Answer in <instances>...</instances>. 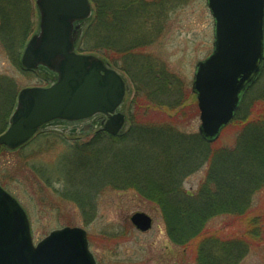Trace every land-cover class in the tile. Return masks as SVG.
Here are the masks:
<instances>
[{
    "label": "rangeland",
    "instance_id": "rangeland-1",
    "mask_svg": "<svg viewBox=\"0 0 264 264\" xmlns=\"http://www.w3.org/2000/svg\"><path fill=\"white\" fill-rule=\"evenodd\" d=\"M35 1L0 0V13L3 11L8 15L4 20L0 14V136L9 127L19 93L26 88L47 86L53 78L44 71L26 72L21 66L28 42L40 31V17ZM172 1L174 4L171 2L173 8L170 18L158 25L165 27L162 37L157 38L151 30V45L143 53L136 55H143L149 59L147 61L154 64L156 68L150 73L155 71L159 78L165 75L175 77V84H172L167 99V104H173L175 109L162 108L156 111L153 106L157 105V101L151 100V95L146 93L151 89L146 87L144 91L136 83L134 87L126 73L115 67V62L95 54L109 68L118 71L127 83L128 93L120 109L128 118L125 132L130 128V105L135 98L136 124L147 121L153 123V126L158 123L160 125L156 126L168 129L173 127L178 133L199 134L200 111L192 86L197 64L213 52L214 20L206 0ZM9 2L13 4L8 5ZM92 20L83 28L82 40L87 36ZM8 24L14 27L23 24L22 28L27 27V30L20 33L23 29L19 28L18 39L14 37L8 41L2 35ZM145 25L135 20V26L141 30ZM145 29L144 33H149L147 27ZM83 45L80 42L78 48L83 49ZM92 47L87 45L88 49ZM256 85L254 92L251 91L253 93L249 95L250 98L262 89V83ZM100 119L102 116L86 123H54L44 128L25 150L14 154L0 152V186L14 197L25 212L34 243L38 245L56 231L81 228L87 233L90 251L97 264H197L190 244L186 249L171 241L164 210L158 204L160 201L154 200L150 195L141 196L132 188H109L99 191L94 181L92 196L88 195L86 190H80L79 193V196L90 202L89 211L68 200L72 194V181L66 177L64 167H74L76 143H88L97 131L102 129ZM87 123L94 124L95 127L92 131L82 133ZM61 127H65L64 130H61ZM236 132L235 125L231 122L213 148L232 147ZM100 142L103 148H108L109 145L110 148L117 146L106 140ZM119 150L122 149L119 147ZM183 155L174 154L179 158ZM208 174L209 166L204 165L184 177L180 181L182 191L198 193ZM136 213L151 216L153 228L149 232L140 233L134 228L130 220ZM258 218L264 220V191L253 197L251 208L245 217L222 215L211 218L207 221L202 235L205 239L216 237L226 243L235 239L244 240L245 235L249 233L250 222ZM259 233L264 238L263 229ZM249 245L250 249L240 264H264V239L261 243L252 239Z\"/></svg>",
    "mask_w": 264,
    "mask_h": 264
},
{
    "label": "trees",
    "instance_id": "trees-1",
    "mask_svg": "<svg viewBox=\"0 0 264 264\" xmlns=\"http://www.w3.org/2000/svg\"><path fill=\"white\" fill-rule=\"evenodd\" d=\"M91 1L96 17L81 42L84 44L81 52L99 54L112 60L116 68L126 73L134 87L136 83L143 90L146 87L151 89L146 93L151 95V100L157 101L153 106L156 111L175 109L173 104H167L175 77L165 75L159 78L155 71L150 73L156 68L154 64L143 55H136L151 45V30L157 38L162 37L165 27L158 25L170 18L171 2L174 1ZM1 12L2 18L7 19V13ZM135 20L146 24L142 30L135 26ZM22 25L14 27L8 24L3 30V38L8 41L14 37L18 39ZM146 27L147 34L144 33ZM26 30L27 27L20 33ZM87 45L93 47L88 49ZM260 83L262 89L251 98L249 95L257 85L250 90L232 121L237 130L234 145L220 149L213 148L215 144L206 143L198 134L178 133L173 127L156 126L160 125L158 123L153 126L147 121L136 124L134 98L130 105L131 121L127 133L112 137L101 132L88 143H76L74 146L77 152L74 167H64L66 177L72 181V194L68 200L89 211L90 202L79 193L86 190L92 196L95 189L92 182L97 183L99 191L132 188L141 196L150 195L160 201L158 204L164 210L169 238L181 248L187 249L190 244L197 264H240L250 249L249 241H263L259 232L261 229L264 232V220L254 219L245 239H235L231 243L216 237L205 239L202 231L207 221L216 216L245 217L253 197L264 191V73L258 86ZM100 138L117 146L111 144L115 147L103 148ZM1 151L7 152L0 147ZM179 153L184 154L183 157L174 156ZM204 165L209 166V174L199 192H183L180 181Z\"/></svg>",
    "mask_w": 264,
    "mask_h": 264
},
{
    "label": "water",
    "instance_id": "water-1",
    "mask_svg": "<svg viewBox=\"0 0 264 264\" xmlns=\"http://www.w3.org/2000/svg\"><path fill=\"white\" fill-rule=\"evenodd\" d=\"M215 20L213 54L197 66L194 92L201 111L203 138L213 143L239 109L264 66V0H207ZM41 33L27 47L22 60L27 70L46 67L58 74L49 89H25L0 145L17 150L46 124L109 117L105 130L117 135L125 116L116 115L126 95V83L95 56L75 53V24L90 18L89 0H37ZM81 30V27H77ZM89 129V128H88ZM132 223L142 232L152 227L146 214ZM0 264H96L81 229L52 233L33 245L26 214L0 187Z\"/></svg>",
    "mask_w": 264,
    "mask_h": 264
}]
</instances>
